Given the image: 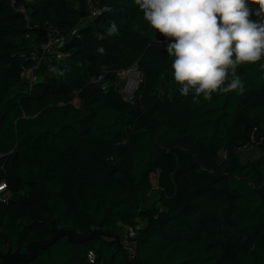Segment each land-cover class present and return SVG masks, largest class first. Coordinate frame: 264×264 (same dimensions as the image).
<instances>
[{
    "label": "trees",
    "instance_id": "1",
    "mask_svg": "<svg viewBox=\"0 0 264 264\" xmlns=\"http://www.w3.org/2000/svg\"><path fill=\"white\" fill-rule=\"evenodd\" d=\"M54 31L68 61L34 68ZM167 42L134 0H0V252L100 227L122 244L62 236L27 264H264V56L237 68L243 92L196 102Z\"/></svg>",
    "mask_w": 264,
    "mask_h": 264
},
{
    "label": "clouds",
    "instance_id": "2",
    "mask_svg": "<svg viewBox=\"0 0 264 264\" xmlns=\"http://www.w3.org/2000/svg\"><path fill=\"white\" fill-rule=\"evenodd\" d=\"M134 3L149 27L168 39L166 51L173 58L172 76L181 96L191 93L199 102L201 95L210 101L214 94L244 91L236 70L245 64H255L264 56V0H134ZM249 4L259 7L253 11ZM117 30L113 23L109 32L114 34ZM261 67L264 68V63Z\"/></svg>",
    "mask_w": 264,
    "mask_h": 264
},
{
    "label": "built area",
    "instance_id": "3",
    "mask_svg": "<svg viewBox=\"0 0 264 264\" xmlns=\"http://www.w3.org/2000/svg\"><path fill=\"white\" fill-rule=\"evenodd\" d=\"M11 3H14V0H11ZM18 12L25 14V8L23 6H20L16 9ZM98 13V11L95 9L92 11V15H96ZM25 17L27 18L26 14ZM55 34H52L48 37L47 41L41 46V50H42V55L38 56L35 53H31V58L35 61L34 64V68L37 67V65L42 62L44 59H47V57L45 56V54H49L52 55L54 58H56V61L59 63H66L68 60V53L64 52L62 50L63 44L66 41V37H61L59 36L56 31H54ZM76 34V30H73L71 32V35ZM51 68H53V66H51ZM126 70H122L118 72L119 73L122 72V74H124ZM21 76L29 83V85L31 86L33 83L37 82L39 77L34 73V69H23V71L21 72ZM101 77H99L97 80H99ZM106 85H102V88H105ZM123 93V92H122ZM123 95L125 96V94L123 93ZM132 95V94H131ZM130 95V97H131ZM126 98H128L127 96H125ZM129 97V98H130ZM222 155H225V153H222ZM5 184L2 183L0 184V200L3 199L5 200L4 195L6 194L4 192V188L3 187ZM142 227L141 225H139V223L135 226V227H125L123 229V235L125 237V239H128L130 241V244H134L132 239L135 237L136 233H137V229ZM126 244H129V242L126 241ZM87 258L90 262H93L95 259V253L94 251L90 250L87 254Z\"/></svg>",
    "mask_w": 264,
    "mask_h": 264
},
{
    "label": "water",
    "instance_id": "4",
    "mask_svg": "<svg viewBox=\"0 0 264 264\" xmlns=\"http://www.w3.org/2000/svg\"><path fill=\"white\" fill-rule=\"evenodd\" d=\"M66 236L72 242H81L88 239H102L105 241L116 239L118 243H121V239L118 235H112L103 231L100 227L93 229L85 236L76 237L73 231L70 230H58L53 231L52 236L45 240H34L27 244L26 251H20L19 248L15 250L8 249L5 252H0L1 264H27L33 258H35L40 249L52 245L58 238ZM128 248V245L123 244Z\"/></svg>",
    "mask_w": 264,
    "mask_h": 264
},
{
    "label": "rangeland",
    "instance_id": "5",
    "mask_svg": "<svg viewBox=\"0 0 264 264\" xmlns=\"http://www.w3.org/2000/svg\"><path fill=\"white\" fill-rule=\"evenodd\" d=\"M83 23V22H82ZM120 81L117 86L120 91L125 94L128 98L131 94H133L136 89L138 82L140 80V73L138 72L136 67H132L124 72V74L119 73ZM154 179L152 178V183H154ZM145 222L140 221L139 225L144 226Z\"/></svg>",
    "mask_w": 264,
    "mask_h": 264
}]
</instances>
